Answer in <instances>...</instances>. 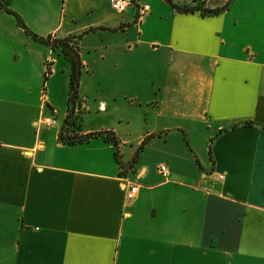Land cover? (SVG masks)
<instances>
[{
  "label": "crops",
  "instance_id": "0c3cea01",
  "mask_svg": "<svg viewBox=\"0 0 264 264\" xmlns=\"http://www.w3.org/2000/svg\"><path fill=\"white\" fill-rule=\"evenodd\" d=\"M0 1L39 36L79 39L82 134L119 143L60 141L72 64L0 9V264H264V0L115 16L107 0L93 60L69 0Z\"/></svg>",
  "mask_w": 264,
  "mask_h": 264
},
{
  "label": "trees",
  "instance_id": "16d2710c",
  "mask_svg": "<svg viewBox=\"0 0 264 264\" xmlns=\"http://www.w3.org/2000/svg\"><path fill=\"white\" fill-rule=\"evenodd\" d=\"M170 5L182 13H193L198 10L199 7H190L187 5L180 6L173 2V0H166ZM0 9L15 16L20 27L31 36L35 41L44 44L46 46L55 49H61L65 56L69 59L72 64V74L70 79V93L68 98V115L65 119V123L61 129L60 141L64 144L74 146L87 142L97 137H103L107 142L113 143L114 146L118 147V139L112 132H100L91 134H82L83 132V111L80 98L81 79L83 71V62L78 48L79 39L77 37L58 38L53 35L42 37L31 31L23 18L15 11L6 7L0 1ZM200 10L204 15H218L223 12V9L211 10L208 8L200 7ZM116 158L119 161L120 152H116Z\"/></svg>",
  "mask_w": 264,
  "mask_h": 264
},
{
  "label": "rangeland",
  "instance_id": "374dc122",
  "mask_svg": "<svg viewBox=\"0 0 264 264\" xmlns=\"http://www.w3.org/2000/svg\"><path fill=\"white\" fill-rule=\"evenodd\" d=\"M198 5L197 7H202L203 6V0H197ZM96 6L99 11L97 12H92L91 8L93 6ZM193 7V6H190ZM196 7V6H194ZM68 17L69 19V14L71 16L75 15L77 20H78V26L79 27H84V26H89V31H85L82 33V51L86 54L87 59L93 60L95 56H97V53L95 51V45L97 44L98 46H104L106 41L111 37L107 34V32L103 31L102 28H95L96 25H92L94 23L99 22V17L101 15H106L109 14V9L107 8V0H82L81 1V6L80 5H73V0H69L68 3ZM133 9V7L131 8ZM74 12V14H72ZM114 16L117 15L116 12H113ZM98 14V15H97ZM24 20V19H23ZM94 27V28H93ZM93 28V29H91ZM98 32V35H97ZM100 33V34H99ZM99 36V37H98ZM100 38L99 43H96V41ZM90 52V54L88 53ZM64 57L62 54L60 55ZM67 63V66L69 67V60H65ZM107 66V64H106ZM105 66V67H106ZM101 80L103 83H106V73L103 74V76H100ZM59 87L56 85V89ZM85 96L87 99L90 100L92 104H97V100H106L107 94H106V89H105V84L103 86H100L96 81H92L89 87V90L85 92ZM65 106H67L66 100H65ZM91 117L93 118L92 120L95 122L98 121H103L105 120H99L100 118H97L96 114H92ZM102 119V117H101Z\"/></svg>",
  "mask_w": 264,
  "mask_h": 264
},
{
  "label": "built area",
  "instance_id": "2783aa9c",
  "mask_svg": "<svg viewBox=\"0 0 264 264\" xmlns=\"http://www.w3.org/2000/svg\"><path fill=\"white\" fill-rule=\"evenodd\" d=\"M137 8L141 15H145L146 13L151 11V7L147 4H141L140 0H114L112 3L113 10L118 14H123L127 12L130 8ZM45 124L48 127H53L57 125V120L55 118H47L45 119ZM158 172L168 177L169 168L167 165H160L158 166ZM223 178L222 176L220 177ZM139 191V186L137 184H131L128 191H127V198L132 200L135 198L136 194Z\"/></svg>",
  "mask_w": 264,
  "mask_h": 264
}]
</instances>
